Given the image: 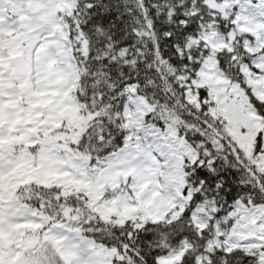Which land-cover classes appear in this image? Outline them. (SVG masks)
<instances>
[{"label":"snow or ice","instance_id":"1","mask_svg":"<svg viewBox=\"0 0 264 264\" xmlns=\"http://www.w3.org/2000/svg\"><path fill=\"white\" fill-rule=\"evenodd\" d=\"M0 264H264V0H0Z\"/></svg>","mask_w":264,"mask_h":264}]
</instances>
